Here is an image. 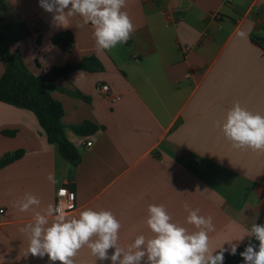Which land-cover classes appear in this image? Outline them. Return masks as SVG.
<instances>
[{
	"label": "crops",
	"instance_id": "1",
	"mask_svg": "<svg viewBox=\"0 0 264 264\" xmlns=\"http://www.w3.org/2000/svg\"><path fill=\"white\" fill-rule=\"evenodd\" d=\"M122 10L134 25L131 38L98 52L92 26H82L79 15L58 26L39 0H0L10 50L22 54L33 74L91 56L103 66L59 78L52 91L64 107L66 136L82 155L78 166L49 143L33 112L0 102V160L24 151L0 168V264H60L28 252L20 229L56 205L61 187L75 193L69 218L88 208L111 211L125 248L139 235H154L146 224L149 204L163 205L172 222L190 232L195 228L187 223L185 203L211 216L210 248L223 245L227 253V241L252 223L264 224V152L233 148L218 126L236 103L264 115V0H126ZM66 31L74 37L71 47L52 42ZM20 33L25 38L15 39ZM4 72L0 58V77ZM102 85H109L108 97ZM85 122L98 131L74 133L72 127ZM25 193L41 204L20 212L15 203ZM252 238L238 242L237 250ZM73 259L111 264L96 260L86 246Z\"/></svg>",
	"mask_w": 264,
	"mask_h": 264
},
{
	"label": "clouds",
	"instance_id": "2",
	"mask_svg": "<svg viewBox=\"0 0 264 264\" xmlns=\"http://www.w3.org/2000/svg\"><path fill=\"white\" fill-rule=\"evenodd\" d=\"M39 4L53 14L58 26H67L68 17H82V26L90 24L93 28L98 52L127 43L135 30L129 15L122 10L126 0H39ZM218 126L233 148L264 152V115L254 114L236 103ZM47 179L56 182L52 173ZM40 204L37 196L25 193L15 206L20 212H28ZM184 208L188 212L187 223L193 225L195 231L173 223L163 205L149 204L146 224L154 235L151 238L139 235L126 248L118 243L122 225L108 210L88 208L80 211L78 217L69 218L63 207L49 204L45 214L36 213L34 223L20 231L28 238V252L41 258L47 255L51 262L60 264H74L73 258L85 246L96 260L111 264H223L224 253L229 250L222 245L216 251L209 244V234L215 231L212 217L200 215L199 209H191L187 203ZM53 215L54 221L45 227ZM246 236L254 237L259 244L257 248L249 242L240 253L244 264H264V224L252 223L243 235L233 239L237 243L227 241L230 254H236L238 242ZM109 250H113L111 255Z\"/></svg>",
	"mask_w": 264,
	"mask_h": 264
},
{
	"label": "trees",
	"instance_id": "3",
	"mask_svg": "<svg viewBox=\"0 0 264 264\" xmlns=\"http://www.w3.org/2000/svg\"><path fill=\"white\" fill-rule=\"evenodd\" d=\"M23 38L24 33L15 37L17 40ZM10 40L11 37L5 33L0 19V58L5 65V72L0 77V102L33 112L49 143L57 144L63 158L73 166H78L82 162V155L66 136V126L63 123L64 107L52 96V91L58 89L55 83L59 78H66L74 71H101L103 69L101 62L94 56L85 57L79 64L54 67L45 75L37 76L25 66L20 52H11ZM73 40V34L69 31L61 32L52 38L54 44H62L65 47H71ZM76 95L89 101V98L80 92ZM72 130L79 136H89L98 131V126L92 122H85L72 127ZM23 156V150L6 155L0 160V168L12 164ZM250 242L258 248L259 242L254 237ZM248 244L240 247L235 255L225 252L223 264H241L243 258L240 253Z\"/></svg>",
	"mask_w": 264,
	"mask_h": 264
},
{
	"label": "built area",
	"instance_id": "4",
	"mask_svg": "<svg viewBox=\"0 0 264 264\" xmlns=\"http://www.w3.org/2000/svg\"><path fill=\"white\" fill-rule=\"evenodd\" d=\"M228 1H232V0H228ZM101 92L105 97H108L110 94L109 85H102ZM92 144H93L92 142H88L86 145L88 147H91ZM62 189L64 190L63 192L61 191ZM262 201L264 202V197ZM56 206L63 207L66 210V214L76 210L75 193L67 187H61L56 193ZM3 212H4L3 210H0V213Z\"/></svg>",
	"mask_w": 264,
	"mask_h": 264
}]
</instances>
